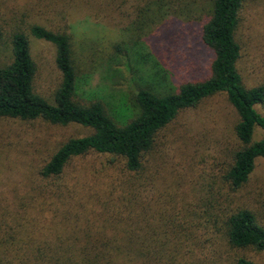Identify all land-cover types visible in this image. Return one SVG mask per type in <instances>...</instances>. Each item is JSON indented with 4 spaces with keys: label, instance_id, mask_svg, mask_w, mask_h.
<instances>
[{
    "label": "rangeland",
    "instance_id": "obj_1",
    "mask_svg": "<svg viewBox=\"0 0 264 264\" xmlns=\"http://www.w3.org/2000/svg\"><path fill=\"white\" fill-rule=\"evenodd\" d=\"M209 4L0 0L1 58L6 62L12 56L13 33L26 32L37 63L35 90L54 102L62 81L56 46L33 36L31 26L70 32L80 97L100 96L119 113L141 88L175 93L183 83L211 75L215 55L202 38ZM238 40L244 84H264V0L245 3ZM257 108L264 114V103ZM238 121L227 93L218 92L181 110L159 131L139 171L129 172L121 158L91 151L74 158L59 181H50L40 174L43 165L68 139L89 135L93 128L0 116V206L11 210V223L25 215L43 235L66 227V215L78 212V226L88 227V221L100 238L114 236L115 230L114 244L127 247L131 240L130 245L144 249L145 257L135 264H236L242 256L264 264V250L233 247L226 235L229 215L240 208L252 210L264 226V157L240 188L232 189L224 178L240 144ZM263 136L257 127L255 140ZM26 201L59 206L18 211Z\"/></svg>",
    "mask_w": 264,
    "mask_h": 264
},
{
    "label": "trees",
    "instance_id": "obj_2",
    "mask_svg": "<svg viewBox=\"0 0 264 264\" xmlns=\"http://www.w3.org/2000/svg\"><path fill=\"white\" fill-rule=\"evenodd\" d=\"M209 1L202 38L215 55L211 75L203 80L185 82L175 93L141 88L132 97V105L129 107L126 101L123 102L119 113L100 96L87 100L80 97V78L70 32L40 24L31 26L33 36L56 46V63L62 81L54 94V102L35 90L37 63L28 34L21 30L13 33L11 58L5 62L0 53V116L44 119L61 125L78 123L93 128L89 135L71 137L64 142L40 169L41 176L59 181L74 158L91 151L121 158L129 172L139 171L145 156L153 150L159 131L181 110L194 107L218 92H226L239 114L235 133L240 144L224 178L234 190L248 181L256 160L264 157V136L255 140V129L264 130V114L257 108L264 103V84L247 87L239 68L243 48L238 40V30L248 0ZM3 41L4 31L0 24V49ZM58 206V202L26 201L17 209L25 212L26 207L41 212ZM9 211L8 206H0V264H135L136 260L145 257V250L130 245L131 240L127 247L114 244L115 230L114 236L108 232L100 238L98 229L96 232L88 221V227L78 226V212L68 211L66 227L57 230L53 227L49 234L43 235L35 223L31 226L28 220L25 221V215L15 216L11 223L7 219ZM1 222H4L3 228ZM226 227L231 246L264 250V226L252 210L240 208L230 214ZM236 264L258 263L242 256Z\"/></svg>",
    "mask_w": 264,
    "mask_h": 264
}]
</instances>
